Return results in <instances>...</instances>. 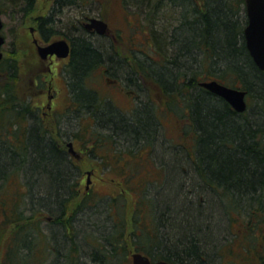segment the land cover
Listing matches in <instances>:
<instances>
[{
    "label": "trees",
    "instance_id": "obj_1",
    "mask_svg": "<svg viewBox=\"0 0 264 264\" xmlns=\"http://www.w3.org/2000/svg\"><path fill=\"white\" fill-rule=\"evenodd\" d=\"M128 2L141 7L140 26L148 31L145 43L134 47L144 56L136 57V67L144 72L140 74L144 79L150 77L161 86L167 104L178 98L183 109L180 116L186 120L183 137L190 145L179 143L174 152L162 145L160 148L163 139L149 111L141 108L134 120L98 99L87 83L98 64L107 62L110 72L129 75L134 67L117 59L103 43L106 38H95L84 27L66 36L72 42L67 73L74 102L80 101L84 116L93 118L97 127L113 131L109 134L116 136L113 142H147L154 145L153 151L156 145L160 154L154 157L161 160L162 167L155 159L145 160L146 168L151 164L157 172L156 177L150 175L130 186L122 184V192L130 195L129 187L140 190L133 201L131 247L154 260L214 264L217 256L226 257L227 251L221 252L219 246L232 236L225 243L243 240L246 253L232 264H264V70L254 62L246 45L245 0H123L126 6ZM165 6L178 8V13L171 16L174 22L169 26H160L156 18ZM46 23L51 25L52 21L42 23L43 35L49 38L51 30L45 28ZM154 45L155 53L147 52ZM114 59L120 65L111 66ZM21 70L17 58L5 56L0 62V229L7 231L15 225L6 238L1 263L31 264L28 256L33 251L42 254L44 240L39 233L31 234L35 240L19 239V234L29 229L44 231L40 226L45 213L52 225V236L44 233L46 239L48 235L54 238L59 251L60 244L63 249L70 245L64 258L78 260L76 252L82 245L75 232L89 225L74 216L85 208L75 203L80 165L68 159L57 137L31 112V98L22 95L18 87ZM209 79L247 90L251 105L253 101L257 105L255 114L249 109L237 112L224 98L199 85ZM98 140L92 143L94 149L102 146ZM118 148L115 146V152L124 155L125 148ZM103 161L116 171L129 170L133 180L143 168V160ZM164 175L167 183L161 189L165 191L155 198L146 195L147 183L165 180ZM110 207L107 218L111 222L104 228L110 233L95 234L98 245L89 256L99 264H132L131 258L127 259L125 206L120 208L116 203ZM145 218H149L148 223ZM228 253L233 254V249Z\"/></svg>",
    "mask_w": 264,
    "mask_h": 264
},
{
    "label": "rangeland",
    "instance_id": "obj_2",
    "mask_svg": "<svg viewBox=\"0 0 264 264\" xmlns=\"http://www.w3.org/2000/svg\"><path fill=\"white\" fill-rule=\"evenodd\" d=\"M51 2L52 0H35V3L31 4V0H0V4L2 5L4 12L2 14V19L4 22L2 33L6 36V43L3 46L4 55L11 56L12 58H17L18 63L22 68L21 72L18 75V87L22 95L29 96V98H31V94H33L35 88L34 79L36 77V74L40 72L43 67H48L49 64V61L42 62L40 60L41 56L38 54L37 45L34 43V38H38L39 34H33V32L31 31V27L39 25L37 21L38 17L49 14L50 11L48 12V10L52 8ZM77 2L78 5L75 6L77 8H74V6H66L64 12L55 11V16H53L54 19L52 20L51 25H49L48 23L45 24V26H47L51 30V35L48 41L66 37L65 35L72 36L80 30L79 27H84L83 24L88 17H102L107 20L111 26V29L108 32V36H104V38L106 39L103 40V43H105L107 46H110L111 50L117 56V59L123 60L125 63L128 62L131 64L132 68L134 67V71L131 70V75L133 76L126 73L124 79H126L129 83H134L136 82V76L138 75L137 81L141 82L145 77H142L140 75L144 72L140 71V69L136 67V57L139 58L144 56L142 55L143 53L134 49L135 46H142L141 44L145 43L144 40L146 38V32H148L144 27L142 29V27L140 26L143 19V12L141 9H139L141 7H139L135 3L130 4L129 2L126 6L122 0H77ZM162 9H164V7H162L161 10ZM175 13H178V8H170L168 6H165L163 14H160L161 17L159 15L156 18V22H160V26L164 24H168L169 26L171 22H174L171 16H173V14ZM155 27H157V23H155ZM93 36L97 38L96 35L93 34ZM43 40L44 39L42 38V44H44V41H46ZM155 47V45L149 46L147 52L155 53ZM138 66L140 65L138 64ZM52 67L53 70L49 71L47 76L49 77V79H52L53 86L59 89L57 101L59 100V109H62L64 108L68 100V94L65 91V88H63L65 86V80L63 77L64 74L62 73V69L60 68V66L57 68L56 65H52ZM134 72L137 75H134ZM101 73L102 70H100V68H97L93 72H91V75L89 77L91 79V84L94 87L100 89L102 93L116 99V103L121 108L126 110H133L136 107V98H133V100H129L131 96H129V93H127V91H118V93L115 92L114 86H112V82H110L107 78V76L109 75H102ZM119 75L124 77V73L119 72L118 75L114 74V76L110 75V77L120 78ZM138 86L139 90L137 87L133 88L136 89L137 92H141L139 98H141V101L143 103H145L146 98L149 99L151 106L154 105V110H156V105L160 106L161 108V105L158 103L159 101H161L162 97L164 98L161 86H159L152 78L147 76L143 81V86H140V83ZM45 93L47 94V90ZM45 97L46 95H44L42 99H45ZM151 100H153L154 102H152ZM248 102V111L250 112V114L254 115V109L257 105L255 101H253L251 105L249 98ZM37 103L41 104L40 102ZM180 105L181 103L178 102L177 99L174 102L171 101L170 104H167L166 101H163L162 106L168 108L170 107V109L175 108L177 109L176 113L172 115L171 112L166 111L156 112V115H158L159 118H162L161 122L163 124H159V132L160 137L165 142V150H167L166 145L174 146L173 143L177 145L179 143L185 142L187 143V145H190L188 138L186 136V138L183 137L184 133L182 128L186 120H184L180 116V114H182L183 112V109L180 108ZM86 119L87 118L85 116L81 119L82 125L84 123V127H86L84 128V132H82V136L84 135V137L78 135L80 137V141H78L76 144L78 147L83 148L84 157L81 160H75V162L80 165L79 177L75 186V188H78V196L77 200H75V203L77 205L80 204L81 206H85V208H83V210H81L78 215L76 214V219L81 218V221L85 219L86 222H89V225L85 230L82 229L81 232L77 231V240L80 239L79 243H81L82 245V249L80 247L81 250L79 252H76L78 260H76L77 258L74 259V257L71 259L64 258V254L70 251V245L67 244L65 249H63L61 248L60 244V251L58 250L59 248L55 239L49 237V235L52 236V231L50 230V227H52V225L49 224L51 220L47 218L48 213H45V219L40 226L44 231L41 230L40 232H38L36 230L29 229L27 232L22 230L21 234H19V239L26 237L28 239L32 238L33 240H35V235L31 234L39 233L44 240L42 254H40V252L39 254H37L35 251H33V254L31 256H28V260L31 264H99V261L97 259L89 256V252H93L98 245V237H96L95 234L99 235V233H102L103 231L110 233L108 228L106 230L104 228L107 227L105 223L110 221L107 218V215L110 213V211H112L110 205L116 203L119 204L120 208L122 206H125V216L128 220L127 242L129 244V248L127 250V259H130L132 251L135 250L131 247V238L129 233L132 230L133 208L135 205V202L133 201L134 199H137L140 190H138L136 187L134 188L131 186L129 187V189L132 190L133 194L130 195L126 192H122L124 186L122 184H126L129 186L131 185V183L137 184L138 182H140V180L143 181V178H149L150 175L156 177L157 172H153L154 168L151 164H149L148 168H146L147 161L138 158L140 160H143V168L140 175L136 176L133 180L134 174H132L129 170L125 172L122 171L121 168H118V172L114 170L110 165H107L100 157H96L106 153L108 151V148L98 150L95 147L94 149L93 144L90 140H92V142H96V140L101 137V135L99 134V129L102 128L96 130V125H94L93 118L87 120ZM77 121V116L76 118L74 116L73 119L70 118L67 114H65L64 116H55L54 114H48L46 115L45 119L46 125L49 126L52 130L50 132H52V135L54 137L56 136L57 138L59 136L58 130H60V125L75 127L76 125H78ZM90 123H93V128L90 126ZM183 152L186 153L184 149ZM140 155L141 153L139 154V156ZM154 155L156 156V152L153 153V155H151V153H147V157H149V160L156 159ZM118 158L123 159L122 156H119ZM160 161L161 160H156L158 165L162 167L160 165ZM133 163L134 162L131 163V166H133ZM90 171L91 174L89 175L88 173ZM164 177L165 175L163 176V178ZM88 180H90L91 185L89 190H87ZM166 183V179H162V181L156 183H147L149 190L146 195L155 198L156 195L154 194V192L158 189L163 188ZM146 207L148 208L149 205H147ZM26 214H29V210H26ZM145 221L148 223L149 218H145ZM102 222H104V225H98V223ZM237 227L236 229H238ZM14 228L15 225L10 226L7 231L0 229V262L3 260V257L6 254V238L9 237ZM77 232L75 233L77 234ZM44 233L49 234L47 239ZM15 235L16 232L14 236ZM56 235H58L57 232ZM231 238L232 236H229V238L227 237L226 239L222 240L219 246V250L221 252H224V250L227 251V253H225L226 257H223L225 260L223 258L220 259V257L217 256V258L214 259V264H232L233 262L240 261L241 258L243 259L244 256H246V253L243 251L241 246L243 240H236L234 244L231 243L232 245L230 243H225ZM231 248L233 249V254L228 253V250H230ZM23 251L28 252L29 250L28 248H24ZM254 253L255 252L252 251L251 255L255 257V259H258Z\"/></svg>",
    "mask_w": 264,
    "mask_h": 264
},
{
    "label": "flooded vegetation",
    "instance_id": "obj_3",
    "mask_svg": "<svg viewBox=\"0 0 264 264\" xmlns=\"http://www.w3.org/2000/svg\"><path fill=\"white\" fill-rule=\"evenodd\" d=\"M33 3H35V0H31V4H33ZM51 3H52V6H51L52 8L48 10V12L50 11L49 14L45 15V16L42 15V16L38 17L37 21H38L39 25L31 27V31L33 32V34H36V33L39 34V37L36 38V40L40 44H42L41 43L42 38L46 41H48V39H49V38H45L43 35L44 27H42V22L52 21L54 19L53 16H55V13H54L55 11L56 12H64L66 6L67 7L74 6V8H77L75 6L78 5L77 0H52ZM90 18L91 17H88V18H86V20H89ZM56 19H59V18H56ZM46 27L47 26H45V28ZM84 28H85V25H84ZM89 33L94 34L96 36H101V37L105 36V35L98 34V32L96 30H90ZM46 41H44L45 42L44 44L49 43V41L48 42H46ZM69 41L71 42L70 39H69ZM71 45H72V42H71ZM71 58H72V54L66 59L59 58L56 54L49 55L45 59L40 58V60L42 62L49 61L48 62L49 64H48V67H46V68L43 67L40 70V72H38L36 74V77L34 79L35 88H34L33 94H31V112L34 113L36 117H39L40 119H42L41 121L44 123L45 127L47 126L45 124V119H46V115H48V114H52V115L54 114L55 116H60V115L64 116L65 114H67L70 118H73V119H74V116H75V118L77 116V119H78L77 124L78 125H76L75 127L74 126H67V125H64V126L60 125V130H58L59 136L57 138L58 139L57 143L59 146L63 147L64 153L66 154V156L68 157L69 160H81L84 157V151H83V148L78 147L76 144L78 141H80V137L78 135H80L81 137H84V135L82 136V132H84V128H86V127H84L85 126L84 123L82 125V121H81V119L84 118L83 108H82L79 100H77L76 103L74 102L75 101V99L73 98L74 90L72 88L71 81H70L68 73H67L68 66L71 63ZM61 59H62V61H61ZM52 65H56L57 68L60 66V68L62 69V73L64 74L63 77L65 80V86L63 88H65V91L68 94V100L66 102V105L62 109H59V100L57 101V98L59 95V89L55 88L53 86L52 79H49V77L47 76L48 72L53 70ZM100 70H102V73H101L102 75H109V76H107V78L109 79L110 82H112V86H114L115 92L118 93V91H121V92L127 91V93H129V96L132 97V98L130 97L129 100H131V99L133 100V98H136V105H137V103H139V101L141 100V98H139L141 92L139 93L136 91V89L131 88L126 82H124V79L116 78V77H110V74H109V71L107 70V68L106 69H100ZM112 75L114 76V74H112ZM144 80L145 79L143 78L141 83H140V86H143ZM87 83H88V86L96 93L97 98L102 100L104 102V104L106 103L107 106H111V107L119 110L121 113H129V114L131 113V111H132L131 109L126 110V109L121 108L116 103V101H115L116 99L109 97L108 95L102 93L100 91V89L94 87L91 84L90 78H87ZM137 88L139 90V86H137ZM46 90H47V94L45 93ZM60 90H62V89H60ZM137 93H138V95H137ZM44 95H46V97H45V99H42V97ZM151 101L153 102V100H151ZM37 102H40L41 104H39ZM158 103L161 105V109L167 110L166 112H171L172 115L175 113L174 109H172V108L170 109V107L168 108V107L162 106L163 97L161 98V101H159ZM70 113H72V114H70ZM87 119H89V118H87ZM70 120H72V119H70ZM47 127L46 128L48 129V131H52L49 126H47ZM92 127H94V126H92ZM98 127L100 128V126H98ZM98 127L95 126V128H98ZM109 133H114V132L109 131ZM115 138H116V136H114V137L112 136L113 140ZM90 141H91V143L94 142V141L92 142V140H90ZM70 142H72V145L76 151V154L71 151V149L69 147ZM98 142L101 143L99 145H102L98 150L108 148V151L106 153L102 154L101 156H96V157H100L102 160H132V159L137 160L138 158H141L143 160H148L149 157H147V153H151V155H153V153H154L153 147H148V149H142V150L140 149L141 152L140 151L138 152L137 150L132 152L133 150L130 147H128L127 149L126 148L124 149L125 150L124 155H119L117 152H115L116 151L115 146H116V148L119 147L116 140H115V142H113L112 140L104 141L102 138L101 140H98ZM173 145L176 146L174 143H173ZM110 149H113V150H110ZM140 153H141V155L139 156ZM119 156H122L123 159L118 158ZM138 160H140V159H138ZM155 160H158V159L156 158ZM89 189L90 188H88L87 190H89ZM70 217H71V215H70Z\"/></svg>",
    "mask_w": 264,
    "mask_h": 264
},
{
    "label": "water",
    "instance_id": "obj_4",
    "mask_svg": "<svg viewBox=\"0 0 264 264\" xmlns=\"http://www.w3.org/2000/svg\"><path fill=\"white\" fill-rule=\"evenodd\" d=\"M246 8L248 15V23L244 30L246 45L255 63L260 69L264 70V0H246ZM85 25L88 29H96L100 34L107 33L109 28L107 21L97 17L91 18ZM2 28L3 20L0 10V61L4 56L1 48L6 40L1 33ZM38 52L43 58H47L49 54L54 53L60 57H67L71 52V46L68 40L63 38L55 40L48 45H39ZM200 85L223 97L238 112H243L247 109L246 90L225 85L216 79L201 81ZM132 261L133 264H172L165 260L154 261L148 255L139 251H135L132 254Z\"/></svg>",
    "mask_w": 264,
    "mask_h": 264
},
{
    "label": "bare ground",
    "instance_id": "obj_5",
    "mask_svg": "<svg viewBox=\"0 0 264 264\" xmlns=\"http://www.w3.org/2000/svg\"><path fill=\"white\" fill-rule=\"evenodd\" d=\"M245 9H246V15H247V8H246V0H245ZM115 60V62L113 63L112 62V64H110L111 66H118V65H120L119 64V61L117 60V59H114ZM118 61V62H117ZM111 63V62H110ZM108 63L107 62H102V63H100V64H98L97 66H96V69L97 68H100V69H106L107 68V70H108ZM109 71V70H108ZM109 74L110 75H112V74H117L118 75V72H114V73H112V72H110L109 71ZM120 76V78L121 79H124L125 78V74H124V77L123 76H121V75H119ZM129 80V79H128ZM124 82H126L131 88H133V87H137L138 85H139V83L140 82H138V81H136V82H134V83H129L126 79H124ZM135 84V85H134ZM200 85V84H199ZM201 86V85H200ZM201 87H203V86H201ZM204 88V87H203ZM177 100H178V98H176ZM181 102L183 103L184 102V100H181ZM159 106H157L156 105V110H154V105L153 106H151V104H150V102H149V99H146L145 98V103H143L141 100L139 101V103H137V105H136V107H135V109L134 110H132L131 111V113H130V115L129 114H127V113H122L125 117H129V118H131V119H134L135 120V118H133V117H135L136 116V114L138 113V112H140L141 111V108H143L144 110H147V111H149V113H151V115L153 116V118H154V120L155 121H157L156 123H158V126H159V124H160V122L162 121V118H159V116L158 115H156V112L157 111H167L166 109H161L160 107L158 108ZM119 111V110H118ZM120 112V111H119ZM121 113V112H120ZM99 134L101 135V137L103 138V140L104 141H106V140H112V137L109 135L110 133H109V131H108V129L106 128H103V129H100V131H99ZM117 141V140H116ZM161 145H162V147L164 148V144H165V142L162 140L161 141ZM117 144H118V146L121 148V147H123V148H128V147H130L131 149H141V148H143V147H153L154 148V145L152 144H147V142H135V141H131V140H121V142L120 141H117ZM166 148H167V150L169 149L171 152L173 151L174 152V150L175 149H177L178 147H177V145L174 147V146H170V145H166ZM156 152V155H160L159 153H158V151H157V147H156V145H155V151H154V153ZM183 153V152H182ZM162 189H158V190H156L155 192H154V194L156 195V197L161 193H163L162 191H161ZM72 214V212L69 214V217H70V215ZM75 217H76V214L74 215ZM66 219H68V217H65L64 218V220H66ZM77 236H78V233L76 234Z\"/></svg>",
    "mask_w": 264,
    "mask_h": 264
}]
</instances>
